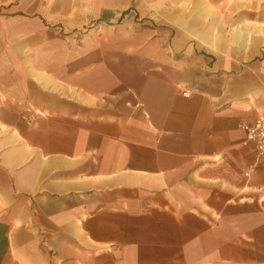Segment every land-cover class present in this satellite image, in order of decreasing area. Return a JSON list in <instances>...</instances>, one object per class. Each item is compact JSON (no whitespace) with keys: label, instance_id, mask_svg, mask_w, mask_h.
<instances>
[{"label":"crops","instance_id":"0c3cea01","mask_svg":"<svg viewBox=\"0 0 264 264\" xmlns=\"http://www.w3.org/2000/svg\"><path fill=\"white\" fill-rule=\"evenodd\" d=\"M257 119L264 0H0V264H264Z\"/></svg>","mask_w":264,"mask_h":264},{"label":"built area","instance_id":"2783aa9c","mask_svg":"<svg viewBox=\"0 0 264 264\" xmlns=\"http://www.w3.org/2000/svg\"><path fill=\"white\" fill-rule=\"evenodd\" d=\"M33 114H28L26 120L32 121ZM238 127L244 133V140L253 143L254 151L257 158L264 157V119H257L251 124L239 123ZM255 169V166L249 165L244 172V176H249Z\"/></svg>","mask_w":264,"mask_h":264}]
</instances>
